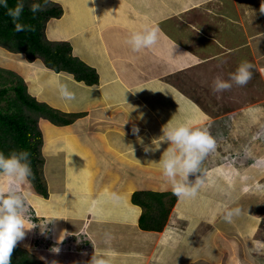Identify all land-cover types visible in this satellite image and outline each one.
<instances>
[{"label":"crops","instance_id":"obj_1","mask_svg":"<svg viewBox=\"0 0 264 264\" xmlns=\"http://www.w3.org/2000/svg\"><path fill=\"white\" fill-rule=\"evenodd\" d=\"M56 2L63 6L64 13L61 17L48 22L46 28L48 38L70 42L74 55L97 69L100 75L99 83L87 84L79 81L72 73L57 72L47 67L40 59L29 61L25 54L10 51L1 45L0 60L7 61L6 55L16 58L7 63V68L20 73L26 79L30 92L40 101L47 102L63 112L81 113L69 124H56L46 118L40 121L44 135L42 147L45 157L44 174L49 194L47 197L37 192L33 195L35 204L40 203L41 206L40 210L34 206L35 220L37 223L41 221V224L50 225L53 232L48 236L54 235V243L65 237L67 241L75 240L71 234L73 231L66 229L71 226V230H86L88 236L84 238L95 244V240L101 237L94 233L96 224L100 225L99 217L102 214L99 212V202L105 201L109 205L113 204V207L119 202L125 210L124 215L128 213L126 209L131 207L129 198L137 186L131 180L121 182L122 170L144 169L146 178L149 171L145 167H148L146 164L150 161L153 174L165 180L158 163L162 156L161 151L146 153L144 147H154L152 140L165 124L186 123L185 116L176 115L190 112L192 105L198 101L194 96L197 83L201 84L199 88L208 82L211 83L208 88L212 93L215 77L228 79L225 72L222 74L217 69L225 66L220 58L230 44L225 42L227 28H216L213 23L202 20L197 15L198 10L205 9V13L211 10L213 5L210 0H56ZM200 2L202 5L196 6ZM224 6L227 7L226 10L230 8L228 3H224ZM144 25L158 29V41L150 49L133 52L125 43V39L131 31L140 30ZM201 30L204 34H200ZM198 34L203 40L197 37ZM259 35L257 49L261 46L264 48V32ZM191 39L194 40L195 47L183 48ZM222 41L226 44L221 45ZM250 47L254 53L252 44ZM257 53L256 50L253 54L255 61ZM1 64L0 66H3ZM170 76L179 82L171 84L168 81ZM182 77L185 78L186 87L181 84ZM58 80L69 83L70 88L76 93L75 101H65L59 96ZM196 111H199V107ZM190 123L193 124V120ZM48 126L50 131L46 130ZM143 128L151 131L146 132ZM136 152L139 153V160L132 157ZM134 170L131 171L132 178L133 173H137ZM207 172L208 167L202 171L203 176ZM136 176L138 178L139 174ZM105 178L109 180L105 181ZM226 179L224 176L219 180V191L215 192L211 187L215 196L222 197L227 190L234 193L231 187L235 184L225 183ZM226 184L231 186L228 187ZM147 189L163 190L160 184H154ZM113 192L119 194L120 201L111 199L110 194ZM196 205L193 207L199 206ZM189 206L178 202L174 211H177L178 217L187 216L192 207ZM108 208L111 209V206ZM103 217L107 218L106 215ZM187 223L191 224L190 221ZM60 230L62 233L66 231L65 236H58ZM135 232L137 243L145 242L150 251L152 249L153 252L159 253L155 255L159 259L162 255L167 256L168 263L171 261L177 264L176 258L180 257L178 251L181 247H176L173 240H167L166 233L145 231L140 228ZM103 238L109 239L108 236ZM40 244L43 245L27 241L26 250L45 262L67 260L69 256L67 254L77 255L68 247H59L60 243L46 246L47 243L43 239ZM209 244L208 241V247ZM53 248H59V252L67 254L54 253L51 251ZM82 251L81 254L85 252ZM214 256L216 257V252ZM70 262L80 261L72 259Z\"/></svg>","mask_w":264,"mask_h":264},{"label":"rangeland","instance_id":"obj_2","mask_svg":"<svg viewBox=\"0 0 264 264\" xmlns=\"http://www.w3.org/2000/svg\"><path fill=\"white\" fill-rule=\"evenodd\" d=\"M210 1L213 5L211 10L208 13L204 12L205 9L198 10L197 15L202 20L213 23L216 28H227L225 42L230 46L224 49L222 58H220L225 66L217 69V71L225 72L227 80L232 83V87L227 91H212L211 93L208 88L211 83L208 82L202 88H199L201 84L197 83L194 96L195 100L198 101L192 105L193 108L190 109V112L182 113L180 116L179 113L176 115L178 117L185 116L187 118L186 123L190 126V122L193 120L192 125L194 127L207 128L211 135H218L219 148L217 147L218 151L212 152L213 154L210 155L209 153L201 164V172L207 167L208 172L204 176V184L200 187L197 196L195 198H183L184 205L192 206L189 215L178 217L177 213H172V210L166 223V226L170 228L167 227L162 232L168 235H165L167 240L170 241L171 239L176 247H181L179 261L176 258L177 264H264V48L261 46L257 49V43L260 42L259 34L264 32V13L260 11V5L264 0ZM224 3H228L230 8L226 10L227 7L224 6ZM232 3H236V5ZM199 5H202L201 2L196 4V6ZM206 32L209 33L210 31ZM200 34H204L202 30ZM197 37L203 40L201 35L198 34ZM225 42L222 41L221 45H225ZM251 44L254 53L256 50L258 51L256 61L250 47ZM193 47H195L194 40L191 39L187 45L184 44L183 48L191 49ZM6 56L7 61L0 60V63L8 67L7 63L11 59L16 60V58L10 55ZM242 60H250L248 62L253 65L251 69L252 78L247 85L238 86L229 80V74L235 72ZM197 74H200L199 70ZM168 81L171 84L179 82L178 79H171V76ZM185 82V78L182 77L181 84L184 87H186ZM197 107H199L198 112L196 111ZM143 129L146 132L151 131ZM162 135V131H158L154 139H158ZM150 140L152 139L150 138ZM132 157L139 160V153L136 152ZM222 159L225 161H221ZM215 162L219 163V166ZM223 163L229 164H226L224 168ZM237 164L240 168L237 167ZM146 165L148 167L145 168L149 171L146 178L144 176L146 170L144 169L134 170L135 168H132L128 170L125 168L121 171V182L131 180L137 186L132 193L137 188L147 189L154 184H160L162 189L168 193L164 196L166 205L175 207L179 199L172 194L171 186L166 178L164 180L163 177H156L153 174L150 161ZM220 169L227 178L224 182H232L231 185H235L231 187L234 193L227 190L224 191L222 197H217L211 191V187L214 188L215 192L220 190L219 180L224 178ZM133 170L137 173H133L132 178L131 171ZM249 170L252 172V178L247 173ZM137 174H139L138 178ZM189 179L194 181L195 177L190 175ZM107 180L109 178H105V181ZM238 180L242 182L238 183ZM8 183V178H0V186L6 189ZM221 187L225 188L224 186ZM158 188L156 187V189ZM19 191L26 197L29 208L25 226L30 228L33 223L37 225L35 228L25 230L24 239L17 243L20 247L26 248L27 241L35 245H43L40 243L44 239L47 243L46 246L60 243L59 247H68L76 252L77 255H70L60 251L59 253L69 256L67 260L58 259V264H86L95 249L104 254L109 264H174L171 261L168 263L167 256L162 255L161 259L155 256L159 253L153 252L152 249L150 251L145 242L137 243V237H135L137 228L127 224L128 213L124 215L123 207H121L122 209L117 208L119 211H116L113 204L109 205L105 201L102 203L100 201L98 204L100 206L99 212L102 214L100 213L101 217H99L100 225L96 224L94 233L101 237L95 240V244L84 238L88 236L86 230H71V226L66 229L70 232L73 231L71 234L75 240H70L68 237L69 240L67 241L65 237L63 240L54 243V235L48 236L53 232L50 225L41 224V221L37 223L35 220L36 210L34 206L36 204L33 195L36 194V190L31 181L20 185ZM173 200H175V205L172 203ZM129 201L133 207L137 206L132 203L131 195ZM196 204L199 206L193 207ZM116 205L119 206L120 203L116 202ZM108 206H111V209ZM225 206L240 207L242 213L240 216L234 217L232 223H227L223 219ZM102 215H106L107 218ZM187 219L192 225L187 223ZM110 220H114V222L110 223ZM64 233L60 230L57 234L63 237ZM211 233L213 237L210 236ZM71 234L69 235L71 236ZM188 234L190 237L187 240ZM105 236H108L109 239L105 240L103 238ZM80 237L83 238L80 239ZM176 238H178L177 241ZM76 241L78 242L76 243ZM208 241L211 244L209 247L207 246ZM187 242L190 248L187 246ZM82 250L87 255H82ZM213 252H216V257ZM72 259L80 262L72 263L70 262Z\"/></svg>","mask_w":264,"mask_h":264},{"label":"clouds","instance_id":"obj_3","mask_svg":"<svg viewBox=\"0 0 264 264\" xmlns=\"http://www.w3.org/2000/svg\"><path fill=\"white\" fill-rule=\"evenodd\" d=\"M55 2L56 0H43L42 3L33 2L29 6V11L35 15L43 11L50 3ZM0 7L7 10L6 14L11 18L15 32L35 31L33 25L25 24L21 21L24 11L23 0H18L14 7H9L8 0H0ZM260 11L264 13V2L260 5ZM157 41L158 29L149 27L148 25H144L140 30L131 31L125 39V43L133 52L150 49L156 45ZM252 68L253 65L250 62L242 60L235 72L229 74V80L238 86L247 85L252 78ZM231 87L232 83L222 79L220 76L215 77L213 80L214 92L227 91L230 90ZM57 89L59 96L63 100L71 102L77 99L76 93L70 88L69 83L58 80ZM134 131L136 130L134 129ZM161 131L163 135L152 141L154 147L145 146L144 151L146 153L157 150L161 151L162 156L158 163L162 175L171 186V191L174 196L178 199L195 198L200 187L204 184L201 164L209 153L211 155L213 154L212 152L218 151L216 148H219V136L214 134L211 135L207 128L194 127L192 124L190 126L182 122H177L174 125L169 122L162 127ZM30 156L31 153L27 150H12L7 156L3 152H0V178L6 177L9 181L6 189L0 186V264H11L14 249L16 246H19L17 243L24 239L25 230H30L37 226L34 223L30 228L25 226L29 208L27 207L26 197L19 191L20 185L29 182L30 178H35L31 168ZM221 161L225 160L222 159ZM217 162H215V164L219 166ZM226 164L229 163H223L224 168ZM237 167L240 168L238 164ZM220 170L223 174L224 172L222 169ZM247 173L252 178V172L249 170ZM190 175L195 177L194 181L189 179ZM242 178L241 176V179ZM245 184L247 183L245 182ZM153 191L166 192L164 189ZM110 196L114 201H119L120 199L119 194L114 192L111 193ZM136 207H139L141 210L137 217L136 228L145 231L162 232L169 227L165 225L161 231L143 229L139 224V218L145 208L139 205ZM175 207L171 206L170 213L172 210L174 211ZM241 213L242 209L240 207L231 208L225 206L223 210V219L227 223H232L233 218L240 216ZM188 221L189 220H187V222ZM189 237L190 234H188L187 240ZM183 239L185 240V238ZM188 242L187 246L190 248ZM24 249L26 250V248ZM51 251L58 253L59 248H53ZM82 255H87V253H83ZM35 256L43 261L36 254ZM43 262L45 264H58L56 260ZM86 264H109V261L105 258L103 253L97 252L95 249L90 260H88Z\"/></svg>","mask_w":264,"mask_h":264},{"label":"trees","instance_id":"obj_4","mask_svg":"<svg viewBox=\"0 0 264 264\" xmlns=\"http://www.w3.org/2000/svg\"><path fill=\"white\" fill-rule=\"evenodd\" d=\"M17 2L18 0H8V5L14 7ZM33 2L42 3L43 0H23L24 11L21 17L23 23L34 26L35 31L31 32H15L11 18L6 14L7 10L0 7V45L10 51L25 54L29 61L40 59L57 72L72 73L79 81L87 84L99 83L97 69L74 55L70 42L51 40L47 36L48 22L63 15V6L59 2L50 3L43 11L33 15L29 11ZM80 115L81 113L76 112H63L40 101L30 92L26 79L20 73L0 66V152L7 156L12 150L29 151L35 177L30 178V181L36 192L45 197L49 192L44 174V135L40 121L46 118L56 124H69ZM166 194L168 193L147 189L132 193V203L145 208L139 218L143 229L161 231L165 227L172 206L166 205ZM174 202L175 200L172 201L173 204ZM114 207L116 211L117 208L122 209L121 205ZM11 264L45 263L24 248L16 246Z\"/></svg>","mask_w":264,"mask_h":264},{"label":"bare ground","instance_id":"obj_5","mask_svg":"<svg viewBox=\"0 0 264 264\" xmlns=\"http://www.w3.org/2000/svg\"><path fill=\"white\" fill-rule=\"evenodd\" d=\"M46 130L47 131H50V127L48 126L47 128H46ZM54 132V131H53ZM53 132H51V134L53 133ZM49 136H51L50 135V133L48 134ZM53 135V134H52ZM48 137V136H47ZM259 199V198H258ZM183 201V198H181L180 199V201H179V204H181V203H183L182 202ZM37 206V208H38V210H40V208H41V206H40V203H37L36 204ZM178 209H179V206H178ZM139 208L138 207H133L132 205H131V207H129L128 208V218H127V224L129 225V226H133V228H135L137 225H136V222H137V217H138V214H139ZM175 213H177V211H174ZM178 215V214H177ZM125 221H126V218H125ZM178 227V226H177ZM165 235V234H164ZM167 237V236H166ZM162 238V237H161ZM174 238V237H173ZM172 238V239H173ZM181 238V237H180ZM160 239V238H159ZM170 239V238H169ZM177 239L178 238H176V241H177ZM170 241H171V239H170ZM166 243V242H165ZM172 245V244H171ZM174 246V245H173ZM171 247V246H170ZM185 248V247H184ZM183 248V249H184ZM157 261V260H156Z\"/></svg>","mask_w":264,"mask_h":264}]
</instances>
